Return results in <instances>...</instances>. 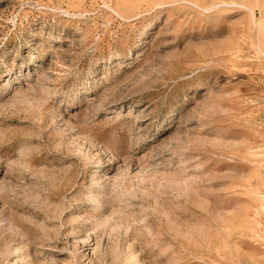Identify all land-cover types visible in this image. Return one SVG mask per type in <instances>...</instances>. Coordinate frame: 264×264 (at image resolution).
<instances>
[{"label": "rangeland", "instance_id": "1", "mask_svg": "<svg viewBox=\"0 0 264 264\" xmlns=\"http://www.w3.org/2000/svg\"><path fill=\"white\" fill-rule=\"evenodd\" d=\"M0 264H264V0H0Z\"/></svg>", "mask_w": 264, "mask_h": 264}]
</instances>
